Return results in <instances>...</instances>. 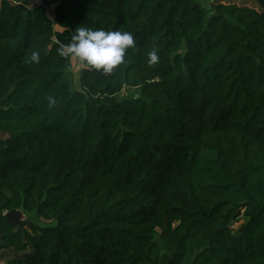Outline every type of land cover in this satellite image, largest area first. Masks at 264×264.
I'll return each instance as SVG.
<instances>
[{"label": "trees", "instance_id": "trees-1", "mask_svg": "<svg viewBox=\"0 0 264 264\" xmlns=\"http://www.w3.org/2000/svg\"><path fill=\"white\" fill-rule=\"evenodd\" d=\"M255 2L0 0V264H264ZM55 25L136 47L110 75L81 62L75 88Z\"/></svg>", "mask_w": 264, "mask_h": 264}, {"label": "clouds", "instance_id": "clouds-1", "mask_svg": "<svg viewBox=\"0 0 264 264\" xmlns=\"http://www.w3.org/2000/svg\"><path fill=\"white\" fill-rule=\"evenodd\" d=\"M134 47L136 41L130 32L81 27L72 37V42L66 45L67 52L63 54H72L87 66L110 75L118 66L125 63L127 50ZM31 59L38 62L39 54L33 52ZM158 61L157 51L153 49L148 53V63L152 65Z\"/></svg>", "mask_w": 264, "mask_h": 264}, {"label": "rangeland", "instance_id": "rangeland-1", "mask_svg": "<svg viewBox=\"0 0 264 264\" xmlns=\"http://www.w3.org/2000/svg\"><path fill=\"white\" fill-rule=\"evenodd\" d=\"M201 3L207 8L208 10V14L211 13L210 11V4L212 1L214 0H200ZM221 1L223 3H229V2H234L238 5H247L250 7H255L257 8V4L255 2V0H218ZM50 13V12H49ZM54 40L58 41L60 40V42L63 45H67V43L69 44V41L71 40L72 35L70 34V32L67 29H64L65 31H63V33L61 32L62 28L58 27V26H54ZM60 37V38H58ZM61 37H63L64 39H61ZM65 45V47H66ZM72 66H73V85L75 88L79 87V71L81 68V61H79L77 58H75L74 56L72 57ZM22 221L23 220H30L32 221L34 224L39 225V226H46V225H52V222H47L44 221L42 219H37L35 217V214L33 212H24L23 210L20 211V215L18 216ZM242 222V219H239L237 222H234L233 227L236 228L240 223ZM9 255L7 253H5V255H0V261L3 262H8L9 260Z\"/></svg>", "mask_w": 264, "mask_h": 264}, {"label": "water", "instance_id": "water-1", "mask_svg": "<svg viewBox=\"0 0 264 264\" xmlns=\"http://www.w3.org/2000/svg\"><path fill=\"white\" fill-rule=\"evenodd\" d=\"M21 209H11L5 212L4 216L14 226H18L22 220L18 217Z\"/></svg>", "mask_w": 264, "mask_h": 264}, {"label": "crops", "instance_id": "crops-1", "mask_svg": "<svg viewBox=\"0 0 264 264\" xmlns=\"http://www.w3.org/2000/svg\"><path fill=\"white\" fill-rule=\"evenodd\" d=\"M63 31H65V30H61V32L63 33ZM58 38H60V37H58ZM61 39H64L63 37H61ZM59 42H60V40H58ZM72 42V37H71V40L69 41V44ZM66 45V44H65ZM67 45H68V43H67Z\"/></svg>", "mask_w": 264, "mask_h": 264}]
</instances>
